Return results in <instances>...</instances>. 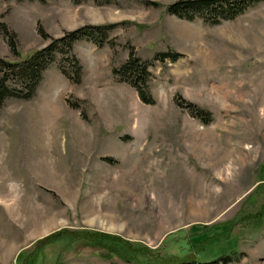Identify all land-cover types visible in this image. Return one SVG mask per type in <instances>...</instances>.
<instances>
[{"label":"rangeland","instance_id":"1","mask_svg":"<svg viewBox=\"0 0 264 264\" xmlns=\"http://www.w3.org/2000/svg\"><path fill=\"white\" fill-rule=\"evenodd\" d=\"M175 1L0 0L8 60L114 25L100 47L72 45L78 83L55 61L30 100L0 110V264H125L102 245L165 264H264V0L216 25L166 14ZM168 51L180 56L154 59ZM130 55L152 104L112 76Z\"/></svg>","mask_w":264,"mask_h":264},{"label":"trees","instance_id":"2","mask_svg":"<svg viewBox=\"0 0 264 264\" xmlns=\"http://www.w3.org/2000/svg\"><path fill=\"white\" fill-rule=\"evenodd\" d=\"M19 1H37L44 0H19ZM87 0H71L73 4H79ZM261 0H177L164 7V12L173 15L180 20L192 22L199 19L208 25H216L220 21L231 20L242 14L247 8L260 2ZM109 2V1H106ZM159 6L157 3H151ZM114 25L84 26L76 30L67 32L63 36L52 39L47 46L39 50H33L27 54L20 55L16 50L14 54L17 60H8L0 57V110L4 102L9 99H18L21 101L30 100L36 87L42 78V73L53 62L56 61L59 73L71 83H78L81 76V67L79 62L72 54V45L81 40H89L97 47L102 46L103 41ZM0 34L7 38V44L14 50L13 39L6 35L3 26L0 27ZM57 55L59 57H57ZM180 55L171 51L167 53H158L154 59L163 61L168 59L174 62ZM69 68H68V67ZM112 76L117 82H123L132 87L139 100L142 103L152 104L153 100L148 91V81L150 73L147 66L140 63L137 58L131 55L112 69ZM73 109L77 108L74 103L69 104ZM192 114L201 124L207 125L210 122V115L200 109H195ZM104 248L110 254H113L125 264H165L151 262L144 258L139 259L124 257L117 249L107 246H98ZM142 256V255H140ZM138 258V259H137ZM231 258L221 256L213 261L199 263L196 260L185 259L171 264H228ZM167 264V263H166Z\"/></svg>","mask_w":264,"mask_h":264}]
</instances>
